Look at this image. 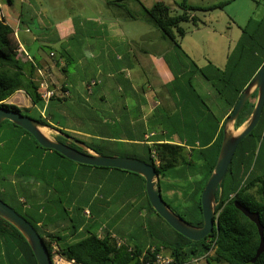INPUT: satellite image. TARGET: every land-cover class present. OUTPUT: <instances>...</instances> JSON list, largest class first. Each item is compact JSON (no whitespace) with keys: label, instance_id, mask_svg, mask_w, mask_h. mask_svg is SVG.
<instances>
[{"label":"trees","instance_id":"trees-1","mask_svg":"<svg viewBox=\"0 0 264 264\" xmlns=\"http://www.w3.org/2000/svg\"><path fill=\"white\" fill-rule=\"evenodd\" d=\"M120 1L123 0H118ZM215 7L216 5L194 7L182 0L179 4L181 11L175 15L170 14L169 7L163 1H156L150 8L145 9L146 20L159 29L178 55L180 64L178 62L177 69L178 66L179 69H185V61L192 65L189 93L195 98V104L200 103L215 123L220 124L219 138L209 147L187 148L185 144L168 141L152 142L149 145L144 138L141 143L132 145L131 149L130 145H126L128 142L120 139L83 140L53 126L38 112L46 108L56 94L44 105L37 60L29 53L30 59L18 53L14 30L1 15V11L0 106L26 115L22 110L28 111L30 108L24 110L5 102L15 91L23 90L32 107H35L32 110L38 111V115L32 118L43 125L79 139L96 153L134 157L153 165L158 174L157 186L166 205L190 224L201 226L200 195L218 156L222 123L264 62V15L258 20L251 18L247 21L235 46L227 54V61L222 68L210 61L207 66L200 67L184 52L181 41L186 29L182 23L191 22L192 27H198L203 20L193 11ZM191 75H198L210 83L218 98L220 110L217 113L211 109L214 104H209L201 97L191 81ZM256 97L257 91L254 90L234 121L235 130L248 120ZM22 135L25 137L22 138ZM54 138L76 147L59 134H55ZM0 141L8 143L10 147L7 150L0 148V199L34 227L51 260L55 253L67 261H72V264H143L152 261L156 253L164 250L171 259L168 264H187L200 258H204L207 264L218 261L227 264H264V252L255 257L259 242L257 227L235 206L237 201L258 213L264 236V164L259 171L256 164L257 159L262 156L261 149L264 144V105L259 121L237 145L221 184L216 188L213 217L216 227H213L210 234L196 241L174 230L151 207L143 176L124 169L75 162L55 150L40 146L28 131L7 119L0 123ZM15 147L17 153H13L12 157L11 152ZM46 152L66 161L70 166L76 165L83 170L112 171L122 176L129 175L127 180L130 184L139 182L146 208L153 214L147 215L145 226L140 224L144 229L140 230L145 234L144 242L140 243L139 240L138 244L131 245L130 240L135 236L122 235L125 239L117 245L115 236L119 237L118 234L106 225L92 221L91 209H87V215L84 206H70L57 172L44 163L43 155ZM49 188L54 194H47ZM134 215L135 213L131 217ZM0 246L2 264H36L32 250L22 234L1 217Z\"/></svg>","mask_w":264,"mask_h":264},{"label":"crops","instance_id":"crops-1","mask_svg":"<svg viewBox=\"0 0 264 264\" xmlns=\"http://www.w3.org/2000/svg\"><path fill=\"white\" fill-rule=\"evenodd\" d=\"M114 1L106 5L120 10L119 19L100 20L94 13H76L57 18L47 25L42 18L30 39L20 36L31 30L27 26L31 16L25 17V5L14 19L15 27L4 18L13 28L18 46L36 58L42 77L55 90L56 96L44 108L43 114L39 113L53 126L80 139H120L128 142L126 145L131 149L144 138L149 145L168 141L185 144L187 148H203L214 144L219 138L220 124L215 123L200 103L196 105L195 98L189 93L190 62L185 61V69H177L178 55L161 32L157 35L159 48L155 45L150 49L153 42L147 47L148 34L140 32L138 24H135L138 28L130 32V24L125 20L132 16L123 6L125 3ZM26 5L30 7L28 3ZM32 46L35 49H31ZM42 46L48 47L47 56L41 55ZM51 53L53 57H50ZM145 69L150 78L144 76ZM91 80L96 83L88 87ZM191 81L198 87L201 97L220 110L210 83L198 75H193ZM11 98L17 99V105L35 109L23 90L15 91L5 102ZM0 148L7 150L10 147L0 141ZM16 150L13 148L12 157ZM43 157L46 166L54 168L59 182H63L70 206H84V212L91 209L90 219L106 225L119 237L135 236V228L144 231L141 225L135 227L131 221L143 218L145 224L147 215L153 216L146 208L139 182L130 184L129 175L112 171L70 166L49 152ZM47 194L54 192L49 188ZM111 205L117 209L104 214Z\"/></svg>","mask_w":264,"mask_h":264},{"label":"water","instance_id":"water-1","mask_svg":"<svg viewBox=\"0 0 264 264\" xmlns=\"http://www.w3.org/2000/svg\"><path fill=\"white\" fill-rule=\"evenodd\" d=\"M257 91L254 107L245 123L234 131V121L236 120L242 106L250 97L253 91ZM264 105V62L256 71L251 81L242 91L236 104L225 117L222 123V140L216 162L213 166L200 195L202 210V225L194 226L170 209L162 199L160 189L157 186L158 174L155 167L149 163L134 157L115 156L99 154L89 149L82 141L75 137L56 131L62 138L73 143V147L65 142L50 138L43 130L48 127L36 119L23 115L19 111L0 106V123L7 119L28 131L40 146L55 150L61 155L82 164L113 167L135 172L145 179V192L151 207L177 232L190 240H200L211 233L216 227L214 213L216 207L215 191L228 169L234 152L240 141L255 127L261 116ZM242 127V128H241ZM50 128V127H48ZM240 129V130H239ZM80 149H78V148ZM235 206L257 227L259 242L256 248L255 257L264 252L263 226L260 223L259 215L246 208L239 202ZM0 217L13 225L22 234L28 243L35 257L36 264H53L45 244L34 227L12 207L0 199Z\"/></svg>","mask_w":264,"mask_h":264},{"label":"rangeland","instance_id":"rangeland-1","mask_svg":"<svg viewBox=\"0 0 264 264\" xmlns=\"http://www.w3.org/2000/svg\"><path fill=\"white\" fill-rule=\"evenodd\" d=\"M8 1H10V3H8ZM156 1H163V3L169 7L171 15H175L181 11L179 4L182 3V0H123L119 2L125 3L123 6L132 16L125 20L130 24L129 31L131 32L138 28L135 25L138 24L140 32L143 31L148 34V37H146V46L148 47V45H151L153 42L150 49H153L155 45L157 49L159 48V38L157 35H159L160 31L157 27L149 25L151 23L146 20L145 9L150 8ZM110 2L111 0H0V11L2 16H4L13 27H15L14 19H16L18 11H20L22 6L25 5V17L28 19L31 16V19L27 21V26L30 27L31 30L29 33H20V36L30 39L32 34H35L34 32L38 30V22L42 18L43 22H46L47 25H50L51 22L57 18H62L67 15H75L76 13H94L100 17V20L109 19L110 17L119 19L117 15L120 10H117L115 7H108L106 4ZM115 2L116 0L114 3ZM26 3H28L30 7H27ZM186 4L202 8L216 5L215 8L210 10L193 11L195 15L203 20V23H199L198 27H192L191 22L182 23L186 29V33L181 41V47L200 67L207 66L210 61L217 67L222 68L225 65L224 63L227 54L235 46L241 35V29L245 26L247 21L251 18L258 20L264 15V0H186ZM144 19L146 20L145 23H143ZM37 43L39 44V42ZM54 47L58 49L56 44H54ZM31 49H35V46H32ZM41 49V55L47 56L48 47L42 46ZM149 75L150 73L148 72V69H145L144 76L150 78ZM196 89H198L197 86ZM16 101V98H11L6 103L17 105ZM28 102L31 103L30 101ZM17 106L25 110V107L22 105ZM211 109L217 113L218 108L215 105H212ZM22 112L31 117H36L38 115V111L36 112V110L32 109L28 111L22 110ZM44 133L50 138H54L56 131L46 127ZM261 154L262 156L256 161L258 171L264 164V144L262 145ZM114 209H117V207L111 205L110 208L107 211H103V213L106 214L109 212L110 214L112 213L110 211ZM131 221L134 223L135 227H138L140 224L145 226L143 218L132 219ZM140 230V228H135L133 232L135 237L131 238L129 244H138L139 240L140 243L144 241L145 234L144 232H140ZM128 232H131V230L128 229ZM121 237L115 236L116 241L125 239L124 237ZM0 251L2 252V249ZM159 253L163 257H169L164 250H161ZM1 258L2 255H0V264H2ZM62 264L65 263L62 262ZM187 264L207 263L204 258H200L197 261H190ZM213 264L227 263L224 261H218Z\"/></svg>","mask_w":264,"mask_h":264},{"label":"built area","instance_id":"built-area-1","mask_svg":"<svg viewBox=\"0 0 264 264\" xmlns=\"http://www.w3.org/2000/svg\"><path fill=\"white\" fill-rule=\"evenodd\" d=\"M17 51L19 54L22 55V57H25L26 59H30L28 53L21 48L20 46L17 47ZM37 72L41 75L40 76V88H41V99L44 103V105L47 104L49 98L54 95L55 90L50 88L49 85L47 84L46 80L42 77V71L41 69H37ZM96 83V80H91L87 83V86L90 87ZM44 111V108L41 110V113ZM43 114V113H42ZM85 213L88 215L89 211L85 210ZM122 240H117V245L122 243ZM128 250H130L128 248ZM53 264H62L64 262L65 264H72V261H67L57 254L54 253L53 258H52ZM171 262V259L169 257H163L159 252L154 255V259L152 261H147L143 264H168Z\"/></svg>","mask_w":264,"mask_h":264},{"label":"bare ground","instance_id":"bare-ground-1","mask_svg":"<svg viewBox=\"0 0 264 264\" xmlns=\"http://www.w3.org/2000/svg\"><path fill=\"white\" fill-rule=\"evenodd\" d=\"M240 130V129H239ZM43 132H44V130H43Z\"/></svg>","mask_w":264,"mask_h":264}]
</instances>
